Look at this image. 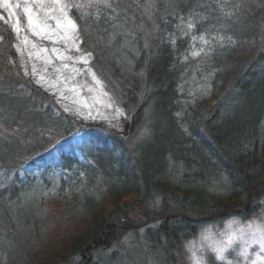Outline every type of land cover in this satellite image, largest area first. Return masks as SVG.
Segmentation results:
<instances>
[{"label": "trees", "instance_id": "1", "mask_svg": "<svg viewBox=\"0 0 264 264\" xmlns=\"http://www.w3.org/2000/svg\"><path fill=\"white\" fill-rule=\"evenodd\" d=\"M74 2L106 90L125 112L139 109L132 139L83 131L27 81L0 21V264H177L209 220L248 217L264 199V0ZM203 38L211 45L196 61ZM73 185L84 187L74 206L62 196ZM48 191L84 224L44 253L47 225L62 224L41 215ZM102 197L117 207L107 220ZM162 199L161 215L150 205Z\"/></svg>", "mask_w": 264, "mask_h": 264}, {"label": "rangeland", "instance_id": "2", "mask_svg": "<svg viewBox=\"0 0 264 264\" xmlns=\"http://www.w3.org/2000/svg\"><path fill=\"white\" fill-rule=\"evenodd\" d=\"M62 5L67 6L65 11L76 24L75 30L67 27V21L63 19L60 10ZM73 5H77L74 0H59V3L54 0H0V21L9 25L14 32L15 55L22 76L27 81L54 100L59 109L71 117L83 131L112 132L125 140H130L131 116L115 105L93 66L91 52L83 48L85 42L82 41V26L72 15L76 9ZM29 13L33 21L31 24ZM58 21L60 26H57ZM208 45H211L209 39L203 38L191 46L190 51L196 61L198 57L203 56L202 53L206 51ZM108 104L112 107H106ZM116 108L123 112V116L110 124L109 120ZM82 138L83 136L79 135L75 140L72 145L75 149L79 150L84 145ZM223 179L225 177H222ZM222 180H212L207 189L220 195L223 192ZM81 187L67 186L62 196L71 198L69 202L72 206L78 205L79 193L84 188ZM58 196V192L55 191H48L40 196L41 202H44L41 208L44 219L50 221L57 216L62 222L57 227L47 225L45 243L42 245L44 253L58 250L62 239L82 230L84 224L83 220L78 223L70 217L68 218L70 220H66L64 214L69 215V209L67 211L66 207L63 209L62 206L68 201L57 199ZM254 199L250 201L251 205H255L248 217L237 215L245 210L232 209L224 221H217L214 218L209 220L200 232L184 243L185 254L181 253L179 257L181 261L177 264H197V261H201L202 264H264V252H261L260 245L249 243L251 233L242 235L238 230L249 223H264V199L261 200V205L260 196L255 201ZM133 200L134 198L129 197L121 201L118 207L131 204ZM102 206L101 218L104 220L110 218L117 208L105 197H102ZM150 206H153L151 210L157 208L161 215L168 210L166 199L156 201ZM135 211L130 216L131 220L136 218V223H133L138 225V222L147 221L145 216L140 215L138 208ZM122 238L125 242H128L129 238L133 239L132 235L126 232H123ZM221 248L224 249V260L216 259V250ZM245 248L246 256L242 254Z\"/></svg>", "mask_w": 264, "mask_h": 264}, {"label": "snow or ice", "instance_id": "3", "mask_svg": "<svg viewBox=\"0 0 264 264\" xmlns=\"http://www.w3.org/2000/svg\"><path fill=\"white\" fill-rule=\"evenodd\" d=\"M54 2L59 3V0H54ZM94 2V0H89V6L90 4ZM95 2H100V0H95ZM102 2L104 3L105 7H111V4L109 3V0H102ZM74 7H81V5H73ZM17 7H19V5H17ZM67 6L66 5H62L61 6V12L63 13V19L65 21H67V27L75 30L76 29V24L68 17L67 12L65 11V8ZM29 23H33L32 19H31V15L29 13ZM57 26H60V22L58 21ZM205 43H207V41H205ZM106 107H112L111 104L106 105ZM121 116H123V112H121V110L119 108L115 109V113L114 115L111 117V119L109 120L108 117H105L106 120H109V123L111 124L112 121L114 120H118ZM239 232L242 235H246L248 233H251V239L249 241V243L251 244H259L260 245V249L261 252H264V223H249L246 227H242L238 229ZM257 234H259V236H257ZM231 244V240L229 241V245ZM217 255H216V259L219 260H224V249L221 248L219 250H216ZM243 255H247V248L244 249V252L242 253ZM197 264H202L201 261H197Z\"/></svg>", "mask_w": 264, "mask_h": 264}, {"label": "bare ground", "instance_id": "4", "mask_svg": "<svg viewBox=\"0 0 264 264\" xmlns=\"http://www.w3.org/2000/svg\"><path fill=\"white\" fill-rule=\"evenodd\" d=\"M115 103V102H114ZM116 106H118L117 104H115ZM118 107H120V106H118ZM122 110H123V108L122 107H120ZM138 110L139 109H135V110H133V111H131L130 112V116L132 115V114H136L137 112H138ZM130 128H131V123H130ZM108 133V135H109V137L111 138V137H117V138H121V136H118V135H116V134H114V133H112V132H107ZM130 138L132 139V135L130 136ZM127 140V139H126Z\"/></svg>", "mask_w": 264, "mask_h": 264}]
</instances>
